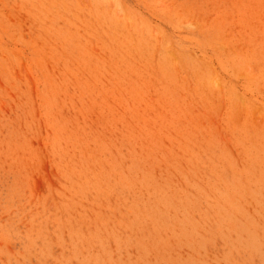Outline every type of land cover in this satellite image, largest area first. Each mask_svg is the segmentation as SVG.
<instances>
[{
  "label": "rangeland",
  "instance_id": "rangeland-1",
  "mask_svg": "<svg viewBox=\"0 0 264 264\" xmlns=\"http://www.w3.org/2000/svg\"><path fill=\"white\" fill-rule=\"evenodd\" d=\"M0 264H264V0H0Z\"/></svg>",
  "mask_w": 264,
  "mask_h": 264
}]
</instances>
